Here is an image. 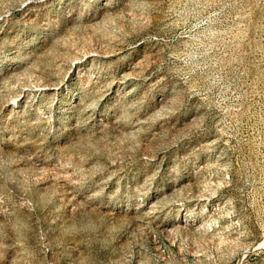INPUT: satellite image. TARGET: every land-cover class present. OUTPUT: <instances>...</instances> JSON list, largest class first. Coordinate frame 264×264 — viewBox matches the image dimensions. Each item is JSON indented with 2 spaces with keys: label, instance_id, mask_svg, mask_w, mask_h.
I'll use <instances>...</instances> for the list:
<instances>
[{
  "label": "rangeland",
  "instance_id": "374dc122",
  "mask_svg": "<svg viewBox=\"0 0 264 264\" xmlns=\"http://www.w3.org/2000/svg\"><path fill=\"white\" fill-rule=\"evenodd\" d=\"M0 264H264V0H0Z\"/></svg>",
  "mask_w": 264,
  "mask_h": 264
}]
</instances>
